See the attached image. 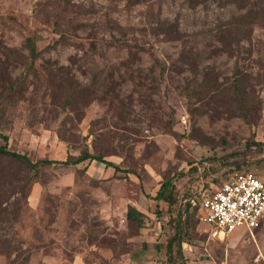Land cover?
<instances>
[{
	"label": "rangeland",
	"instance_id": "obj_1",
	"mask_svg": "<svg viewBox=\"0 0 264 264\" xmlns=\"http://www.w3.org/2000/svg\"><path fill=\"white\" fill-rule=\"evenodd\" d=\"M0 145L122 169L34 174L0 155V264H166L157 246L188 199L233 172L264 180V0H0ZM169 178L176 204L157 205ZM192 221L187 264H264V221L223 240Z\"/></svg>",
	"mask_w": 264,
	"mask_h": 264
},
{
	"label": "trees",
	"instance_id": "obj_2",
	"mask_svg": "<svg viewBox=\"0 0 264 264\" xmlns=\"http://www.w3.org/2000/svg\"><path fill=\"white\" fill-rule=\"evenodd\" d=\"M258 7L259 6L257 4L253 3L252 9L248 10L245 14H239L238 17H236L234 20H232V22H229L228 24H231L234 27V30H236L237 26H242L244 24H247L248 22L251 23L255 21L258 18V12H257ZM235 34L236 32L234 31V35ZM242 34H244V31H242ZM26 46L31 61L35 60L38 56V52L36 51L35 46L30 38L27 39ZM233 84H237V83L234 82ZM234 88L239 91L237 86H235ZM3 138L6 139V137ZM0 155L10 157L22 162L30 171L34 172V174H37L39 168L56 166V165H60V166L78 165L85 161H93V160L99 161L103 163L106 167L113 168L115 171H122V169L118 165L110 161H105L101 156L94 155L90 153L88 150L82 151L75 158H68L64 160L41 159L37 161H31L25 154H20L14 151L7 150L5 146L0 145ZM190 168L192 171L195 170V167L193 166H191ZM184 174L185 173L181 171L178 174V177H181ZM219 185L214 190H216L219 187ZM153 200L157 202V205L158 202H164L169 207L176 204V192L173 185V178H169L161 183L160 187L158 188V190L156 191L153 197ZM200 214H201V201L195 203L193 199H188L185 202L183 209L179 211L177 215L173 218L172 233L167 238L165 244L157 246L158 248L160 247L164 248L166 264H187L185 261L186 259L183 256L182 247H181L182 243L185 242L184 234L190 229H192L193 216L196 215V217L200 220ZM126 218L130 221L137 222L139 227L143 225V221H142L143 214L137 211L132 206L128 207L126 212Z\"/></svg>",
	"mask_w": 264,
	"mask_h": 264
},
{
	"label": "built area",
	"instance_id": "obj_3",
	"mask_svg": "<svg viewBox=\"0 0 264 264\" xmlns=\"http://www.w3.org/2000/svg\"><path fill=\"white\" fill-rule=\"evenodd\" d=\"M200 221L212 238L223 239L237 227L251 233L264 221V180L247 171L231 173L202 198Z\"/></svg>",
	"mask_w": 264,
	"mask_h": 264
},
{
	"label": "crops",
	"instance_id": "obj_4",
	"mask_svg": "<svg viewBox=\"0 0 264 264\" xmlns=\"http://www.w3.org/2000/svg\"><path fill=\"white\" fill-rule=\"evenodd\" d=\"M207 227H208V226H207ZM208 228H209V227H208ZM231 232H232V231H231ZM251 232H252V231H251ZM229 233H230V232H229ZM229 233H228V234H229ZM248 233H250V232H248ZM228 234H226V235L224 236L223 239H225V237H227ZM250 234H251V233H250ZM223 239H218V240H223Z\"/></svg>",
	"mask_w": 264,
	"mask_h": 264
}]
</instances>
